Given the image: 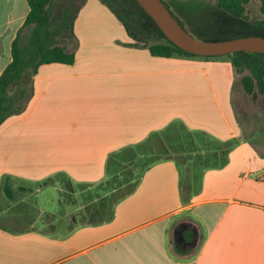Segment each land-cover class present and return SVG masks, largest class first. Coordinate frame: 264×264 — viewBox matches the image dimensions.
<instances>
[{
	"label": "crops",
	"instance_id": "obj_1",
	"mask_svg": "<svg viewBox=\"0 0 264 264\" xmlns=\"http://www.w3.org/2000/svg\"><path fill=\"white\" fill-rule=\"evenodd\" d=\"M28 11L0 0V75ZM76 11L73 62L16 81L31 96L0 124V264H264V153L234 144L230 60L152 55L101 0Z\"/></svg>",
	"mask_w": 264,
	"mask_h": 264
},
{
	"label": "trees",
	"instance_id": "obj_2",
	"mask_svg": "<svg viewBox=\"0 0 264 264\" xmlns=\"http://www.w3.org/2000/svg\"><path fill=\"white\" fill-rule=\"evenodd\" d=\"M53 1L54 0H27L29 11L26 15L23 26L26 27L31 25L32 32L28 46L20 45V33L19 36L13 40L11 45L12 60L0 75V124L8 116L22 112L31 96V87L26 88L23 83L18 84L16 81H30L31 74L36 71L40 64L49 62L71 64L74 60V54L72 52H67L64 46H47L44 44L45 41L49 40L48 21ZM102 1L107 4L109 9L121 21L129 37L134 40H136V38L132 33V29L137 28V30H139L140 27H138V24L144 18H147L151 22L153 27L164 37V41L162 42L157 41L154 43L143 44L148 48L152 55L164 57H170L173 55L201 57L188 53L169 41L136 0H129L135 8L125 0ZM250 1L251 0H217V5L222 11L231 17V21L229 20L230 24H237L241 29L250 30L245 32L256 31L257 33L264 35V0H258L260 3L259 9L262 14L261 19L252 21L251 23L242 20L239 22L237 20L243 17L244 6ZM166 7L168 6L166 5ZM227 14L224 16H227ZM172 15L175 17L173 13ZM74 17L75 15L73 18ZM177 20L183 26V23L179 19ZM71 23L69 24L70 29ZM238 31L236 30L235 32V34H241L238 36L252 34ZM202 57H227L236 71H248L247 74H244L241 77V84L245 92L252 93L255 88L260 93L264 91V53L237 51L227 55ZM23 72L27 73L26 77L22 76ZM175 250L178 253H184L178 245L175 246Z\"/></svg>",
	"mask_w": 264,
	"mask_h": 264
},
{
	"label": "rangeland",
	"instance_id": "obj_3",
	"mask_svg": "<svg viewBox=\"0 0 264 264\" xmlns=\"http://www.w3.org/2000/svg\"><path fill=\"white\" fill-rule=\"evenodd\" d=\"M82 0H54L50 8V16L48 21L49 40L45 41V45L50 46L54 44H70V27L72 18ZM102 1V0H101ZM128 4H132L129 0H125ZM171 12L183 23V27L194 37L205 41H216L238 37L241 34H235L238 32L250 31L248 29H241L239 26L230 24L231 17L222 11L218 5L217 0H162ZM104 5L107 4L102 1ZM133 5V4H132ZM260 3L258 0H251L244 6L243 17L237 19L239 22L248 21L252 22L262 18V14L259 9ZM108 7V6H107ZM109 8V7H108ZM133 8L135 6L133 5ZM110 10V9H109ZM114 14V13H113ZM227 14V16H224ZM115 15V14H114ZM117 20H119L117 18ZM120 21V20H119ZM231 21V20H230ZM121 22V21H120ZM135 27V26H134ZM137 28L132 29L136 41L138 44L142 43H154L157 41H164V37L153 27L151 22L144 18L138 24ZM32 32V26H26L20 37L21 46L29 45V38ZM234 32V33H232ZM252 33L250 35H260L261 33ZM131 38V37H130ZM247 70L236 71L235 83L233 86V104L237 115L239 116L241 124V136L234 141L235 146L238 142H249L252 149V153L261 155L264 153V91L260 93L255 88L252 93H247L242 87L241 77L247 74ZM122 154V153H120ZM127 153L124 154L126 156ZM122 156V155H121ZM117 161V154L111 153L107 156L106 165L109 164V183L115 181L113 170L111 169L114 162ZM130 175V166L127 165L123 168L121 177L125 179ZM70 184H73L72 186ZM63 187L59 192L53 190V194L58 193L59 196L64 198L59 199L58 208L59 213H64L65 207H68V201L75 204L80 202L81 197L78 196L74 190V183H70ZM59 186H64L60 184ZM68 188V189H66ZM67 191V195L65 192ZM54 195V196H55ZM217 217V213H214L211 217V222ZM174 241L171 239V244L174 245Z\"/></svg>",
	"mask_w": 264,
	"mask_h": 264
},
{
	"label": "water",
	"instance_id": "obj_4",
	"mask_svg": "<svg viewBox=\"0 0 264 264\" xmlns=\"http://www.w3.org/2000/svg\"><path fill=\"white\" fill-rule=\"evenodd\" d=\"M151 17L163 35L175 46L198 56H221L237 51L264 53V36L245 35L205 41L185 30L162 0H136Z\"/></svg>",
	"mask_w": 264,
	"mask_h": 264
}]
</instances>
